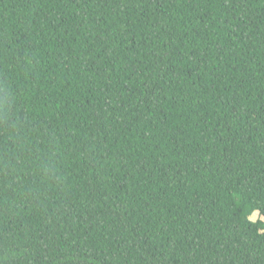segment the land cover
<instances>
[{"label": "trees", "instance_id": "trees-1", "mask_svg": "<svg viewBox=\"0 0 264 264\" xmlns=\"http://www.w3.org/2000/svg\"><path fill=\"white\" fill-rule=\"evenodd\" d=\"M0 264H264V0H0Z\"/></svg>", "mask_w": 264, "mask_h": 264}, {"label": "rangeland", "instance_id": "rangeland-1", "mask_svg": "<svg viewBox=\"0 0 264 264\" xmlns=\"http://www.w3.org/2000/svg\"><path fill=\"white\" fill-rule=\"evenodd\" d=\"M257 217H258V212H257V211H254V212L249 216V218H250L251 220H255Z\"/></svg>", "mask_w": 264, "mask_h": 264}]
</instances>
